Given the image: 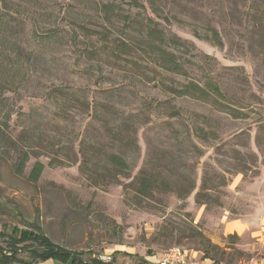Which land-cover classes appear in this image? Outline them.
<instances>
[{"label":"rangeland","instance_id":"obj_1","mask_svg":"<svg viewBox=\"0 0 264 264\" xmlns=\"http://www.w3.org/2000/svg\"><path fill=\"white\" fill-rule=\"evenodd\" d=\"M35 1L24 28L33 52L27 80L5 93L13 143L0 142V230L22 228L23 214L65 248L113 264H154L146 257L173 246L217 264L264 260V39L253 22L264 18V0H236L237 8L231 0H155L153 19L180 39L167 46L177 73L136 40L110 51L122 23L100 19L93 0ZM208 26L221 45L193 36L211 34ZM47 27L67 32L36 43L32 30ZM208 78L224 97L172 93ZM22 151L30 159L18 174ZM105 151L124 156L129 169L111 168ZM35 160L44 168L32 183ZM144 177L148 194L139 192ZM235 218L245 230L224 233Z\"/></svg>","mask_w":264,"mask_h":264},{"label":"trees","instance_id":"obj_2","mask_svg":"<svg viewBox=\"0 0 264 264\" xmlns=\"http://www.w3.org/2000/svg\"><path fill=\"white\" fill-rule=\"evenodd\" d=\"M122 1L128 6L126 10L117 0H93L94 12L97 13L100 19L114 28L122 23L120 28L118 27V31L123 35V38H116L120 44L111 47L110 51L120 50V45L128 47L127 39L136 40L150 50L158 67L173 73L179 72L182 67L177 60V54L174 50L168 49L167 46L169 43H180V39L174 34H168L165 28L153 19L152 14L156 15V11L152 6L155 4V0H148V6H145L143 0ZM231 1L233 6L237 8L238 2L236 0ZM37 4L35 0H0V117L2 115L0 119V142L5 145L13 143L8 129L12 108L9 107V98L5 93L12 91L15 87L17 89L22 87L27 80L33 52L26 48L24 28L28 19H30L27 14L30 12L37 13ZM165 21L168 22L169 19L165 17ZM256 21L259 23H254V25H259L258 36L262 40L264 39V18L258 17L257 14L253 18V22ZM105 29L108 32V28L105 27ZM208 29L211 34H200L196 30L192 34L195 38L205 39L213 44L221 45L223 41L216 27L208 26ZM63 32L66 33L67 31L60 27L58 29L49 27L43 30L33 29L31 37L37 40L36 43L45 46L50 42H56V38ZM72 34L74 35L68 41H73V51H77L76 46L80 41L75 42L77 35L74 30H72ZM107 36L108 34H104L103 38L107 39ZM97 51L98 49L95 52ZM171 90L175 95H190L198 99L210 97L211 93L215 97H224L219 85L209 78L205 86L189 82L183 84L181 88L172 87ZM176 115H178V112H176ZM129 139V143L136 147V139L134 137ZM19 157V161L14 166L15 171L21 174L24 172L23 170L30 157L26 151H22ZM104 160L116 171H127L129 169L126 159L121 154L105 151ZM43 168V163L40 160H35L29 169L27 179L32 183H36L43 172ZM141 180L139 192L148 194L152 181L146 177ZM20 220L23 225L22 228L10 223L2 224V230H0V264H38V262L47 260L64 264H113V262H104L98 258H84L82 252H75L58 244L47 235L43 227L39 225L38 220L30 221L23 214H20ZM173 229H169L167 234L173 235Z\"/></svg>","mask_w":264,"mask_h":264},{"label":"crops","instance_id":"obj_3","mask_svg":"<svg viewBox=\"0 0 264 264\" xmlns=\"http://www.w3.org/2000/svg\"><path fill=\"white\" fill-rule=\"evenodd\" d=\"M246 225L244 223V221H242L239 218H235V219H231V220H226L224 223V233L225 232H240L245 230ZM223 233V234H224ZM157 258L156 255H152V257H146V259L150 262H153V260ZM43 263H50V264H57L55 263L54 260H47L42 262ZM261 264H264V260H260ZM81 264H85V263H81ZM187 264H217V262H214V259H212L210 256H205L202 254L201 251L198 250H192L189 254V258H188V263Z\"/></svg>","mask_w":264,"mask_h":264},{"label":"built area","instance_id":"obj_4","mask_svg":"<svg viewBox=\"0 0 264 264\" xmlns=\"http://www.w3.org/2000/svg\"><path fill=\"white\" fill-rule=\"evenodd\" d=\"M190 250L183 247L173 246L166 249L159 257L153 260L154 264H187ZM240 264H261L255 258H251Z\"/></svg>","mask_w":264,"mask_h":264}]
</instances>
